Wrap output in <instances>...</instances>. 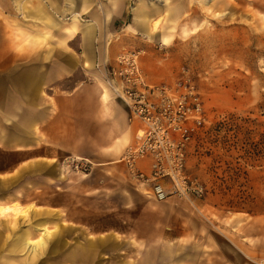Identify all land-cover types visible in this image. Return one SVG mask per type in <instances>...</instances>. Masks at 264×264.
<instances>
[{"label": "rangeland", "instance_id": "374dc122", "mask_svg": "<svg viewBox=\"0 0 264 264\" xmlns=\"http://www.w3.org/2000/svg\"><path fill=\"white\" fill-rule=\"evenodd\" d=\"M86 2L101 15L120 10L118 0ZM139 5L157 9L152 14V20H160L156 34L166 39L163 43L140 36L153 47L149 65L166 74L157 83L171 82L184 71L203 98L207 125L188 149L186 171L204 185V197L193 203L178 198L158 203L126 174L119 176L116 194L104 189L99 195H81L55 188L44 194L43 176L33 174L41 173L43 160L32 164L0 144V206L34 207L30 218L0 217L5 241L0 264L27 263L24 253L9 255L7 227L15 223L21 230L31 228L30 219L46 221L49 229L61 222L59 235L63 228L61 240H56L61 244H52L35 264H74L64 259L99 238L104 250L96 256L97 264H264L262 257L246 254V240H241L245 231L250 233L253 219L264 236V0H125L124 19L116 26L128 27L132 8ZM81 20L89 21L85 16ZM147 57L144 53L142 62ZM5 114L0 112V125ZM4 131L9 134L10 129ZM60 162L53 164L62 187L85 184L102 168L92 163L87 175H79ZM99 174L100 186L107 188L110 175ZM49 195L60 207H37ZM129 202H139L140 209L132 206L125 213L122 204ZM209 234L220 239V252H212ZM143 235L146 241L138 239ZM144 243L148 248L160 244V256L143 261Z\"/></svg>", "mask_w": 264, "mask_h": 264}, {"label": "crops", "instance_id": "0c3cea01", "mask_svg": "<svg viewBox=\"0 0 264 264\" xmlns=\"http://www.w3.org/2000/svg\"><path fill=\"white\" fill-rule=\"evenodd\" d=\"M83 1L0 0V112L6 113L5 121L0 125V144L4 150L17 153L22 159L34 162L32 164L43 160L41 173L34 171L33 174L43 176L44 194H51L53 188L62 192L73 189L72 192L81 195H99L104 189L116 194L120 192L115 188L119 176H127L120 158L126 146L133 142L137 127L128 123L127 110L111 89L101 82L96 65H112L116 55L123 50H141L149 56L143 62L141 59L146 80L157 83L156 80L166 75L149 65L153 47L140 38L144 34L152 41H166L156 34L159 25L153 29V24L160 22L152 20V14L157 9L144 5L133 7L131 24L120 29L116 24L124 19L121 8L125 0L116 2L120 7L118 12L104 11L102 15L94 13L91 7L89 9V3L83 4ZM83 16L88 17L87 23L79 22ZM5 128L10 129L9 134L4 131ZM66 157L87 159L102 168L97 169L85 184L74 187L66 183L67 188L62 187L63 181H60V173L57 172L59 169L53 163H59ZM140 167L147 169L145 163H141ZM99 171L110 175L105 182L107 188L100 186L97 178L101 176ZM45 197L37 207H60L51 195ZM138 204L123 203L121 208H126L125 213L129 214L132 206L140 209ZM14 205L28 209V214L13 216L15 219L32 217V205L22 207L14 203L0 208ZM92 207H96L95 203H92ZM27 224L31 228L28 226L23 230L15 223L9 224L7 229L12 240L8 252L11 256L23 252L28 258L26 264H35L40 256L51 249L52 244H61L57 241L61 240L63 228L59 235L61 222L59 225L53 223V229L48 228L46 221L34 223L30 219ZM258 224V220L253 219L250 233L245 231L241 240H246L247 255L264 260V236H259ZM41 227L49 234L44 237L39 251L33 254L22 249V241L26 238L37 239ZM34 233L37 235L33 238ZM160 234L162 237V232ZM210 234L209 246H212L215 254L220 252L221 243L220 239ZM138 239L146 241L147 237L138 236ZM94 241L86 247L74 249L64 259L65 262L97 264L96 256L104 250V246L101 238ZM160 246L154 243L148 248L144 243L143 261H147V256H160ZM4 248L5 241L0 234V252Z\"/></svg>", "mask_w": 264, "mask_h": 264}, {"label": "built area", "instance_id": "2783aa9c", "mask_svg": "<svg viewBox=\"0 0 264 264\" xmlns=\"http://www.w3.org/2000/svg\"><path fill=\"white\" fill-rule=\"evenodd\" d=\"M143 54L123 50L112 65L95 66L101 82L127 110L128 123L137 127L120 162L128 178L153 201L178 198L193 203L206 193L200 180L186 171L188 149L207 125L203 98L184 71L171 82H148L141 66ZM60 163L79 175L92 169L83 158L66 157Z\"/></svg>", "mask_w": 264, "mask_h": 264}, {"label": "bare ground", "instance_id": "6f19581e", "mask_svg": "<svg viewBox=\"0 0 264 264\" xmlns=\"http://www.w3.org/2000/svg\"><path fill=\"white\" fill-rule=\"evenodd\" d=\"M158 25H159V22H155L153 24V29H156L158 27ZM27 211H28V209H23V208L19 207L18 205H14L12 207H5V208L3 207V208H0V216L1 217H5L7 215H12L14 217H16L18 215L24 216V215H26ZM38 231H40V234L37 237V239L33 240L31 238H26L22 241V243H21L22 249L26 250L29 253H33V254H35L37 251H39L40 247L44 243L43 242L44 237H47L49 232L45 228H42L40 230L38 229Z\"/></svg>", "mask_w": 264, "mask_h": 264}]
</instances>
